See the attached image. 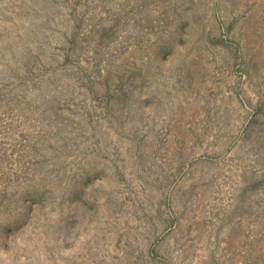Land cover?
Masks as SVG:
<instances>
[{
    "label": "rangeland",
    "instance_id": "1",
    "mask_svg": "<svg viewBox=\"0 0 264 264\" xmlns=\"http://www.w3.org/2000/svg\"><path fill=\"white\" fill-rule=\"evenodd\" d=\"M0 264H264V0H0Z\"/></svg>",
    "mask_w": 264,
    "mask_h": 264
}]
</instances>
